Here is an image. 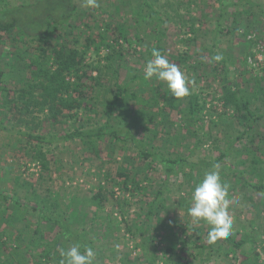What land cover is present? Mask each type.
Masks as SVG:
<instances>
[{
	"label": "rangeland",
	"instance_id": "374dc122",
	"mask_svg": "<svg viewBox=\"0 0 264 264\" xmlns=\"http://www.w3.org/2000/svg\"><path fill=\"white\" fill-rule=\"evenodd\" d=\"M5 1L9 6H14L37 0H2L0 8ZM73 2L76 5V20L73 23L80 27V31L87 35L98 34L109 24L111 40L115 43L114 37L122 25L129 41L132 40L130 44L127 41H119L126 48H130L129 51H125V61L120 65L119 80L122 82L130 70L132 73H135V70L144 72L147 62L143 58L139 59L140 62L136 60L142 52L147 55L148 47L156 43L154 37L160 35L159 32L162 30L165 32V35H162V44L166 49V56L176 55L187 48L196 51L193 57V62L197 66L196 73L189 75L184 70L183 74L188 78L190 88L203 97L200 103L204 105L201 112L203 118L201 128L193 121H184L182 114L170 109L165 110L167 118L165 117V121L162 122L164 114L157 112L162 103H155L154 110L148 109V114L153 115V112H157L158 115L152 123L146 125L147 128L138 121L132 123V117L127 119V122L132 123L130 129L138 139L157 128L159 134L153 141V147L167 157L180 158L181 168L169 175L165 173L161 161L155 162L154 165L139 156L137 148L130 140L125 142L110 137L99 142L102 149L100 157L91 154L79 138L53 145L45 143L44 150H47L51 169L42 171L40 166L31 160L30 152H26L27 147L33 144L16 130L32 132V128H35L34 132L49 135L63 134L79 126L102 124L105 121L104 109L116 91L113 64L112 68L100 77V83L95 85L96 90H102L95 98L97 112L81 109L77 118L63 115L64 117H60L61 121L53 123L54 121L49 120L44 113L38 112L43 120L37 125L39 120L33 119L34 116H27V120L20 121L21 110L10 111V106L4 120L3 98L0 92V122L4 121L3 124L9 128L7 130L0 127V203L3 200L2 192L17 193L23 201L36 203L37 197H32L36 191L43 198L50 200L58 198L60 207L66 209L69 198L74 193L77 194L80 200L73 203L78 210V217L73 219L75 223L73 228L78 230L85 228L87 231L84 240L92 241L96 252L95 264H178L177 262L182 263L186 260L189 264H239L244 256L254 252L258 253V261L255 264H264V196L254 193L245 180L248 178L258 181L257 174L261 169L264 172V95L252 97L250 100L254 113L258 117L261 115L250 134L251 137H255L253 140L244 137L233 143L245 127L236 117L235 108L230 104L224 106L222 102L224 92H227L228 88H234L235 84L242 89L239 96L244 97H251L253 94L256 96L258 85L255 79L261 80V84L264 85V0H250V3L229 7L225 25L233 24L232 33L224 37L223 41L216 43L214 30L220 14L217 0H98L100 5L98 8L88 7L86 0ZM151 8L158 11L160 16L172 18L171 21L162 22L159 31L158 15L152 17ZM238 11L241 13L238 23L235 22L239 28L236 32L234 16L230 17L229 14ZM179 15H184L186 19L193 16L200 28L195 43L182 42L185 35L182 32V25L177 22ZM137 32L142 38L140 42L135 36ZM18 33L16 29L13 31L7 41L6 53L3 54L6 60L2 65L7 71H10L11 67L6 65V61L13 52V46H23L20 40L24 36ZM106 52V49H102L101 56H96L90 51L88 62L100 59ZM215 55H220L225 60L220 59L222 62L220 67L227 66L221 73V76L226 75L223 79L212 74L211 67L208 66L210 59ZM19 74L20 72L15 70L8 72L4 76L3 86L15 90L14 86H19V81H16ZM93 74L98 73L94 71ZM151 81L155 86L159 82L156 79ZM138 83L140 86L143 85L141 81ZM150 89L151 87L147 86L144 92L150 94ZM87 90H90V87H87ZM88 96H94V92H90ZM131 108H136L134 101L131 102ZM88 114L92 119L91 123L87 124ZM124 124L126 125L125 121H122L119 126L125 129L127 126ZM226 152L228 155L224 163L219 164V172L222 183L228 185L230 200L228 211L233 217V227L229 236L235 235L238 239L243 234H248V242L241 250L237 249L235 256L231 245L225 242V239H219L211 244L212 257L210 261H206V252L210 248L206 232L209 225L203 221L199 224L194 223L190 217L188 210L191 207V193L197 185V180H202L206 172L213 170L206 162L215 161ZM255 155L258 157L256 162L253 160ZM230 165L233 170L228 168ZM120 166L139 168L137 172L141 181L140 189H125L123 178L117 174ZM164 179L168 180L165 186ZM29 181L33 185L27 183ZM159 190L163 193L157 198ZM98 191L100 195L95 199L94 195ZM98 198L103 199L104 207H97L95 200ZM154 198H157V204L160 203L162 206L159 211L162 220L156 224L155 229H149L143 237L140 226L143 223L146 225L154 223L145 220L149 203ZM27 211L25 221L29 222L32 230L37 225L38 215L31 205ZM84 213L86 216L82 218ZM23 223L0 217V242H4L8 250L15 245V236L18 234L16 230ZM128 225L131 226L130 230ZM57 228L50 232L45 231V236L55 237ZM151 236L153 243L144 245L145 238ZM65 240L66 237H62V248L67 249L79 244L83 252V244L78 242L76 237H72L74 241L71 243ZM173 242L177 244L176 256L171 257L165 249ZM200 245L207 246L201 248ZM37 250L41 251L40 248ZM54 252L60 255L59 250L56 249ZM61 259L59 262L54 260L52 262L60 264ZM6 260L7 250H0V264H4ZM12 264L35 263L30 257L27 259L20 256Z\"/></svg>",
	"mask_w": 264,
	"mask_h": 264
},
{
	"label": "trees",
	"instance_id": "16d2710c",
	"mask_svg": "<svg viewBox=\"0 0 264 264\" xmlns=\"http://www.w3.org/2000/svg\"><path fill=\"white\" fill-rule=\"evenodd\" d=\"M2 1V0H0ZM220 6L219 18L216 21V27L214 30V43L223 41L224 37H227L233 28V24L229 26L225 25V21L228 20L227 14L229 7L240 6L246 3H250V0H233L226 2L223 0H217ZM152 7V6H151ZM76 5L73 0H37L31 3H22L19 5L9 6L8 2H3L0 8V92L3 98L2 100V112L4 114V120L8 115V111L21 110L20 121L27 120V116L33 119H38L39 123L42 122L39 113H44L45 116L56 123L60 120V117L67 115V117H78L79 110L93 111L97 112L95 107V98L98 94L102 93V90H96V83L105 71L112 68L113 64V78L116 80V91L112 99L108 102L104 109L105 121L102 124L96 126H79L73 131H69L63 134H43L33 131L16 130L23 137H26L31 145L27 147L26 152H30L31 160L36 162L42 171H49L51 169L50 160L47 158V150H44L45 143L53 145L54 143H59L61 141H70L77 138L80 139L84 147L96 157H100L102 154L101 144L102 140L107 137L110 139L114 138L120 141L127 142L130 140L132 144L137 148L139 156L144 158L145 161L152 162L154 164L157 161H161L164 167V171L167 175L175 172L181 168L182 163L180 158L176 156L175 158L167 157L163 152L156 150L153 147V141L158 136L159 131L157 128L150 131L149 134H143L141 138H137L131 131L132 123L138 121L147 128L150 122L156 118L158 113L164 114L167 118V113L165 110H176L182 114L184 121H189L196 124V126L201 128L200 123L203 121L201 118V112L203 111L204 105H200L203 101V97L197 94L193 88H190V94L183 98H175L172 96L171 92L167 88L166 82L159 81L157 86H155L150 80L144 79V72L141 70L132 73L129 71L126 79L122 81L119 80L120 77V65L125 60V51L130 50L126 48L122 41H129L124 27L119 26L118 34L115 39V43H112L110 36V26L105 25L98 34H85V32L80 31V27H77L73 22L76 20ZM241 11L237 13H230L229 16H234V23H238V17ZM158 15L157 31L160 29L162 22L171 21L172 18H165L159 15V12L154 8H151V16L155 17ZM142 17V16H140ZM179 25H182V32L184 37L182 42L195 43L198 39V32L200 28L196 25L193 16L186 19L184 15H179V20H177ZM235 23V31L239 30ZM67 24V25H66ZM76 27V29H75ZM18 30V34H21V43L23 46L14 45L13 52L11 56L6 61L11 70L19 71V86L15 85V90L3 86L5 77L8 72L6 67L3 66V61L5 62L4 53H6V46L9 37L12 35L14 30ZM118 29V28H116ZM160 35L155 36L156 43L148 47L147 55L143 52L137 58V62H140V58H143L145 62H148L153 58V50H159L161 54L166 56V49L162 44V38L165 32L162 30L159 32ZM191 34V35H189ZM163 35V36H162ZM138 42L141 41V36L135 33ZM84 39V40H83ZM35 43V44H33ZM31 45L33 47H31ZM215 45V44H213ZM205 50V47H203ZM106 49V54L97 59L96 61L88 62V56L90 51L94 52L97 56H101L100 51ZM214 49V46H213ZM213 51L212 49H210ZM194 52L187 48L178 52L176 55H169L166 58L171 62L175 63L180 70L186 74L196 73V64L193 62ZM215 52V50H214ZM216 55L210 59L208 64L211 67V73L215 74L217 77L224 78L221 76L222 70L225 71L226 65L220 67V60L215 59ZM223 60V58H221ZM143 61V60H142ZM225 61V60H223ZM119 65L116 67V65ZM94 71H97V75H94ZM202 75H204L202 73ZM199 76V74H198ZM201 76V75H200ZM121 79V78H120ZM188 80V78H187ZM15 81V83H16ZM138 81H141L144 85L140 86ZM258 87H256V96H239L240 89L239 85L235 84L234 88H228L227 92H224L222 97V102L224 106L231 105L236 110V117L239 121L244 124L245 129L241 132L236 140H240L247 137L250 140L255 139L251 137L250 134L255 128L257 118L259 117L254 113L251 108V98L258 97V95H264V85L261 84L262 81L255 79ZM189 82V80H188ZM100 83V82H99ZM101 85V84H100ZM151 87V93L148 94L145 91L146 87ZM90 87V90H87ZM252 91V86L251 89ZM244 91V90H243ZM254 91V89H253ZM90 92H94V96H88ZM97 92V93H96ZM264 98V97H263ZM134 101L136 108H131V102ZM155 103H162V106L158 108V113L148 114V109L154 110ZM11 106V108H9ZM166 109H165V108ZM9 108V110H8ZM163 108V109H162ZM8 110V111H7ZM75 111L72 113V111ZM39 112V113H38ZM38 113V114H35ZM24 117V119H23ZM40 117V118H39ZM64 117V116H63ZM87 124L91 123L92 117L90 114L87 116ZM132 117V123L127 122V119ZM30 120V118H28ZM116 121V124H114ZM125 121L127 128L120 127V123ZM3 122H0V127L9 130ZM126 131L125 133L123 132ZM190 131V130H189ZM123 133V135H121ZM228 152L222 153L215 161L206 162L207 165L214 167V165H219L224 163L225 157ZM129 157H126L128 159ZM254 162L258 161V157L255 155ZM177 163V164H176ZM155 165V164H154ZM132 166V165H131ZM230 170L233 167L228 166ZM117 174L119 177L123 178L122 183L126 190H138L140 189L141 181L138 178L139 168L128 166H120ZM41 175V174H40ZM258 181H252L251 179H245L247 184L253 189L254 193L257 195L264 196V172L262 169L259 171ZM40 177V176H39ZM167 179H164L163 186L167 184ZM200 179L197 180L199 183ZM33 185L31 181L27 182ZM131 184V185H130ZM157 198L163 193L162 190L158 191ZM2 202L0 203V217L3 219H11L17 222H24L23 225L16 231L18 234L15 236V245L8 250L4 242H0V250H7V260L4 264H12L17 261L20 256L30 257L35 264H49L54 261L59 262L61 259L58 252H54L56 249L60 250L62 248L63 242L62 237H66L65 241L72 240V237H76L83 244V247L90 246L94 247L92 241H85L84 234L87 232L85 228L82 230L74 229V218H77V208L73 203L79 201L78 195L73 194L69 198L68 206L66 209L60 207V201L58 198L49 199L43 198L36 191L33 192L32 197L36 198V203H29L28 201H23V199L17 193H7L2 192ZM99 191L94 195L95 199L99 196ZM29 198V197H27ZM157 198H154L148 207V211L145 214V220L154 223H145L140 226V232L143 237L145 233L153 228H156V224L162 220L159 216L160 208L162 207L160 203L157 204ZM86 200V198H84ZM102 198L95 200L98 208L104 207ZM12 203V204H10ZM31 205L33 211L37 212L38 219L37 225L30 230L29 222L27 220L26 212L28 206ZM55 207V209H53ZM86 213L83 214L84 218ZM72 218V221H70ZM155 218V220H154ZM27 222V223H26ZM44 228H42V227ZM42 230H40L41 228ZM57 228L56 236L48 238L45 236V231L50 232ZM129 230L131 229L128 225ZM146 228V230H145ZM210 230V226L207 228V233ZM43 231V232H42ZM146 243L144 245H150L153 243V236L145 238ZM54 244H53V243ZM185 242V241H184ZM231 245L232 251L237 253V249L244 248L245 243L248 242V234H243L241 238L236 239L235 235L228 236L225 239ZM53 244V247H51ZM212 243H209V249L206 254V261H210L212 257L213 247ZM176 243H171L165 251L170 253L171 257L176 256ZM207 246V245H206ZM205 245L199 246L205 248ZM38 248L41 251L37 250ZM64 249V248H63ZM37 253V254H36ZM57 253V254H56ZM29 255V257H28ZM57 255V256H56ZM256 256V257H255ZM258 253L254 252L244 256L239 264H255L257 263ZM253 260V261H252ZM29 261V260H28ZM204 261V259L202 260ZM189 261L177 262L178 264H189Z\"/></svg>",
	"mask_w": 264,
	"mask_h": 264
},
{
	"label": "clouds",
	"instance_id": "9594fccd",
	"mask_svg": "<svg viewBox=\"0 0 264 264\" xmlns=\"http://www.w3.org/2000/svg\"><path fill=\"white\" fill-rule=\"evenodd\" d=\"M88 7L98 8V0H86ZM152 56L144 68V79H156L166 82L172 96L179 99L190 94L187 86V77L180 68L171 63L159 50H153ZM222 57L217 55L216 60ZM228 185L222 183L219 165H214L213 170L206 172L202 181L197 183L191 193V207L188 210L194 223L201 221L210 226L208 242L215 243L219 239H226L233 227V217L228 209ZM62 257L60 264H95L96 252L90 246H85L83 252L81 245L76 244L70 248L60 250Z\"/></svg>",
	"mask_w": 264,
	"mask_h": 264
}]
</instances>
